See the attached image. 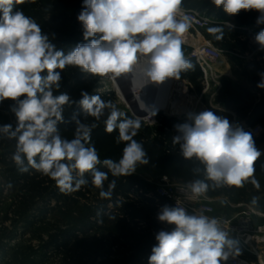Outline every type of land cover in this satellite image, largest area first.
Wrapping results in <instances>:
<instances>
[{
	"label": "clouds",
	"instance_id": "1",
	"mask_svg": "<svg viewBox=\"0 0 264 264\" xmlns=\"http://www.w3.org/2000/svg\"><path fill=\"white\" fill-rule=\"evenodd\" d=\"M22 2L0 0V102H15L11 111L17 120L15 128L11 124L0 126V135L16 141L11 159L20 172L34 169L48 176L65 195L87 184V173L101 190L100 196L109 198L116 187L112 180L104 190L109 173L126 177L149 163L144 146L134 139L141 119L127 117L112 101L83 92L75 103L85 116L96 121L107 112L104 130L111 134L118 129L117 143L125 142L122 154L118 160L100 159L96 147L89 143L96 123L76 120L74 138L62 137L58 124L63 122L65 106L74 101L66 93L54 94L61 87V71L75 66L93 77L117 80L130 76L133 86L138 84L140 89L179 79L182 72L194 67L182 50V37L191 26L181 11L182 0H83L77 19L87 42L67 53L42 33L32 17L21 10L13 11ZM212 3L227 15L255 10L259 13L256 23L264 24V0ZM208 31L222 32L219 27ZM255 41L264 50V29L255 35ZM260 75L257 87L264 89V73ZM188 120L191 122L175 126L178 135L172 142L185 160L202 165L193 171L202 172L204 179L187 185L193 197L205 195L210 188H241L246 182L259 188L255 164L262 153L250 132L211 110L189 113ZM252 203L257 200L253 198ZM157 218L174 228L155 235L158 243L152 248L149 264H221L240 255L238 242L230 238L216 217L165 205Z\"/></svg>",
	"mask_w": 264,
	"mask_h": 264
},
{
	"label": "rangeland",
	"instance_id": "2",
	"mask_svg": "<svg viewBox=\"0 0 264 264\" xmlns=\"http://www.w3.org/2000/svg\"><path fill=\"white\" fill-rule=\"evenodd\" d=\"M218 8L214 12L209 10L207 13L218 23L204 28L190 29V32L194 33L198 40L212 42L221 50V56L215 60L213 65V74L209 75L207 79L194 61V67L189 71L190 74L183 75L181 73L179 79L170 78L161 85L150 84L143 89H140L138 84L136 86L131 84L133 93L125 98L118 96L107 77L98 79L97 90L111 95L114 99L113 103L120 111L128 114L131 118L138 116L144 125L151 127L159 125L160 117L188 121V116L183 115L185 113L180 105L189 103L192 105L194 113L211 110L216 115L226 117L233 125L240 126L244 122L254 125L258 122L264 130V89L257 87L262 79L260 74L264 73V50L255 41V35L264 29V24L256 23L259 13L255 10L247 11L240 14L241 17L228 20L225 19L227 14L222 7ZM19 10L32 17L40 25L42 33L48 35L55 45L58 43L59 27L56 26L52 18L55 10H63V8L56 6V0H30ZM67 11L69 8L65 7L64 12ZM69 26L71 27L70 23L66 26L67 29ZM210 27H219L222 32H237V35L234 39L227 36L225 39H217L220 33H209ZM191 48L189 45H182L185 56L193 60L189 57ZM78 72L79 69L75 66L66 67L61 71V84L66 79L75 81ZM126 78L131 80L130 76ZM212 78L215 80L213 81ZM147 90L153 92L155 96L166 92L177 95L175 103L164 105L155 111L152 118L158 114L159 116L151 123L145 121L147 119L144 115H147L149 109L154 108L155 100H150L152 95H147ZM133 96H136L138 100H135ZM14 103L8 99L0 102V126L11 124L13 128L16 127L17 120L11 111ZM140 109L143 111L140 112ZM173 111L177 113L173 114ZM180 115L183 116L176 117ZM243 130L249 132L246 129ZM257 133L251 134L256 147L262 153L261 156H264V132ZM15 145L14 139L0 135V156L5 154L9 160L11 157L6 153L15 150ZM8 170L9 166L0 162V253H5L8 244H13L8 247L9 261L6 264H144L150 257L146 253L147 245L150 243L149 239L140 230L136 228L129 230L128 238L117 235L109 236L102 232L99 228V225L102 224L101 217L96 216L97 209L101 207L98 204L102 198L90 197L89 200L82 198L78 199V202L53 198L48 205L46 204L47 208L51 209L45 219L46 222H39L31 228H26L27 223L24 220L16 223L5 220L8 207L20 189L19 185L10 178L12 173ZM165 174L170 176L167 171ZM146 176L157 180L160 175L153 170ZM170 177L176 182L189 183ZM255 179L259 182V188L246 182L241 188L233 187L229 196H210L213 198L214 214L232 217L238 211L235 204L240 202L253 205L264 211V176L255 172ZM71 196L77 198L76 194ZM253 198L257 200L256 204L252 203ZM44 203L45 201L42 200L38 205L43 206ZM31 215L39 218L38 209L32 210ZM261 222H264V219L258 221V223ZM57 227L62 231L67 229L75 231L74 242L59 249L43 250L45 243L49 240V234L55 233ZM258 254L264 258V253L257 252L256 255L258 256ZM256 255H254L256 264H261Z\"/></svg>",
	"mask_w": 264,
	"mask_h": 264
},
{
	"label": "trees",
	"instance_id": "3",
	"mask_svg": "<svg viewBox=\"0 0 264 264\" xmlns=\"http://www.w3.org/2000/svg\"><path fill=\"white\" fill-rule=\"evenodd\" d=\"M30 0H23L22 3L15 5L13 11L19 10L21 7L28 4ZM182 6L198 9L202 12L208 13L209 10L213 12L219 9L212 3V0H182ZM56 6L62 7L63 10H55L53 15V21L59 28V39L56 44L58 49L63 50L65 53L74 48L77 44L86 43L83 36L82 24L78 21L77 17L83 8V0H56ZM68 7L69 11L64 12V8ZM250 10L248 12H253ZM247 11L241 10L237 15H226L225 19L237 18L240 14ZM70 13V14H69ZM71 15V17H69ZM74 15V16H73ZM73 16V18H72ZM241 17V16H240ZM71 24L68 29L66 26ZM237 32L223 31L219 34L220 39L230 37L234 39ZM192 64L194 60H191ZM79 69V68H77ZM188 71L182 72L183 75L190 74ZM100 77H93L90 74H86L79 69L75 81L66 79L59 90L55 93L57 95L66 93L74 101L71 106H65L63 113V122L58 124V128L62 137L66 139H73L76 131V120L85 124H98V127L91 131V139L89 143L93 144L99 155L100 159L111 158L118 160L122 154V149L125 142L117 143L118 129L111 134L106 133L104 130V117H101L99 121L91 116H85L82 109L78 106V102L82 98V93L87 92L90 95H99L104 101H112L111 95L101 93L97 90V81ZM178 111V110H177ZM177 113L176 111L172 112ZM264 115V114H263ZM127 117H130L126 114ZM75 117V119H74ZM131 118V117H130ZM1 119V116H0ZM263 119V118H262ZM159 125L151 127L150 125H144L141 122V128L138 134L134 137L138 142L142 143L144 149L148 154L149 163L147 165H140L137 167L135 173L129 176L113 177L111 173L108 175V180L105 181L104 190L108 189L110 181H116V187L112 191L109 198H102L100 196V189L96 188L91 183V175L85 174L88 179V183L81 187L77 192L65 195L60 192L54 180L48 176L42 175L34 169H29L28 172H20L12 159L7 160V156L4 154L0 156V161L9 166V172H11V179L19 185V193L14 198L11 205L8 207V211L5 214V220H11L14 223L24 220L26 228L36 226L39 222H46L45 219L50 212V208H47L49 201L53 198L59 200L61 198L72 202H78V199L89 200L90 197L101 199L97 209L96 216L101 217L102 224L99 228L102 232L107 233L109 236L117 235L122 238H128V231L131 229H138L144 233L148 239L149 244L146 248V253L152 254V248L158 242L155 239V235L160 230L171 231L174 225H168L158 220V213L160 207L169 205V201L157 195L155 186L148 181L149 177L146 175L153 170L157 171L161 177L167 172L170 176L181 179L183 181L192 182L196 179H204L203 173L195 174V168H202L195 160H185L179 150L178 145H174L172 138L178 135L176 125L186 123V121L169 119L167 117H160ZM15 152L8 151L9 157ZM99 170L107 172V169L102 165H98ZM256 172H259L264 176V156H261L255 164ZM234 186H225L218 189H209L207 192L210 196H229L233 191ZM142 190L145 194H153L152 197L140 195L138 199L128 197V193L132 191ZM77 195L75 196L71 195ZM124 198V199H122ZM159 198L161 203L156 204L155 199ZM45 201L43 206H39V202ZM111 206L109 207V204ZM47 204V205H46ZM171 207V206H170ZM38 209L39 218L31 215L32 210ZM76 237L75 231L72 229L61 230L57 227L55 233L49 234V240L45 243L43 250L59 249L65 247L71 242H74ZM144 264H149V258ZM228 264V263H223Z\"/></svg>",
	"mask_w": 264,
	"mask_h": 264
},
{
	"label": "built area",
	"instance_id": "4",
	"mask_svg": "<svg viewBox=\"0 0 264 264\" xmlns=\"http://www.w3.org/2000/svg\"><path fill=\"white\" fill-rule=\"evenodd\" d=\"M181 11L183 14L187 15L191 21L190 28L182 37V45H189V47H192L189 57L198 64L199 68L201 69V73H203L204 77L207 79L209 75L213 74V65L215 60L221 56V50L212 42H202L198 40L196 35L190 32V29L204 28L218 22H215L206 12H201L195 8L181 5ZM223 23L225 24L226 22ZM227 24L229 23L227 22ZM212 80L214 81L215 78H212ZM157 116H159V114ZM157 116L152 121L145 119L143 120L151 123L155 121ZM186 122L190 123L191 121L188 120ZM240 127L251 133L258 132L257 134H262L264 132L262 125L258 122L254 125L244 122L240 125ZM148 181L155 186L157 195L166 198L169 201V205L171 207H184L189 212H196L197 214L202 213L209 217H216L220 220L223 229L229 232L231 239L238 242L237 246L240 249L239 256L229 257L228 261H222L221 264H256L254 255H256L257 252H264V222L258 223L259 220L264 219L263 210L254 207L253 205L240 202L235 204V207L238 208V211L234 216H216L214 214V205L212 203L213 198H211L208 193L200 197H193L187 187L190 182H176L166 174L162 175L157 180L149 178ZM141 194L148 197L153 196L151 193L145 194L142 192V190H138L128 193V197L138 199ZM155 203L160 204V199L156 198ZM161 208L162 207H160V210ZM11 245L13 244H8L7 250ZM7 250L5 253L2 252L3 254L0 253V264H6L7 261H9ZM256 257L258 256L256 255Z\"/></svg>",
	"mask_w": 264,
	"mask_h": 264
},
{
	"label": "bare ground",
	"instance_id": "5",
	"mask_svg": "<svg viewBox=\"0 0 264 264\" xmlns=\"http://www.w3.org/2000/svg\"><path fill=\"white\" fill-rule=\"evenodd\" d=\"M251 31V30H250ZM252 32V31H251ZM110 83H111V86L115 89L116 93L118 94L119 97L121 98H125L127 96H129V94L133 93V89L132 87H130V85L132 84V80H127L126 77L122 76V77H119L117 78V80H112L110 79ZM150 85V84H149ZM149 92V93H148ZM147 95L151 94L152 97L150 100H155V102L153 103V106L154 108L152 109H149L148 112H147V115H144V117L148 120V121H152L154 118L153 115L155 113V111L159 108V107H162L164 105H168V104H172V103H175L176 102V97L177 95H175L174 93H162V94H159V95H154L153 92H150L147 90ZM137 96V95H136ZM136 96H133L134 99L138 100V98ZM158 98V99H157ZM157 99V100H156ZM147 103V102H146ZM182 103V102H181ZM181 109L184 111L185 114L183 115H187L189 113L187 112H190V113H194V110H193V107L191 104L187 103L186 104H181L180 105ZM140 112H142L143 110L140 109L139 110ZM160 113V112H159ZM183 115H180V116H183ZM258 258L260 259L261 261V264H264V258L258 254Z\"/></svg>",
	"mask_w": 264,
	"mask_h": 264
},
{
	"label": "crops",
	"instance_id": "6",
	"mask_svg": "<svg viewBox=\"0 0 264 264\" xmlns=\"http://www.w3.org/2000/svg\"><path fill=\"white\" fill-rule=\"evenodd\" d=\"M1 162V161H0ZM4 164V163H3Z\"/></svg>",
	"mask_w": 264,
	"mask_h": 264
},
{
	"label": "water",
	"instance_id": "7",
	"mask_svg": "<svg viewBox=\"0 0 264 264\" xmlns=\"http://www.w3.org/2000/svg\"><path fill=\"white\" fill-rule=\"evenodd\" d=\"M264 253V252H263Z\"/></svg>",
	"mask_w": 264,
	"mask_h": 264
}]
</instances>
